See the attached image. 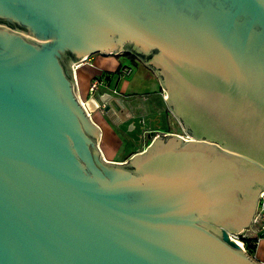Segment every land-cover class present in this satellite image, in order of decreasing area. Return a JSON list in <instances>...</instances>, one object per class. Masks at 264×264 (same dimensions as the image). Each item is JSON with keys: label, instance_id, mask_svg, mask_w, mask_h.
<instances>
[{"label": "water", "instance_id": "obj_1", "mask_svg": "<svg viewBox=\"0 0 264 264\" xmlns=\"http://www.w3.org/2000/svg\"><path fill=\"white\" fill-rule=\"evenodd\" d=\"M124 52L191 139L115 163L71 66ZM261 189L264 0H0V264H263L229 237Z\"/></svg>", "mask_w": 264, "mask_h": 264}, {"label": "rangeland", "instance_id": "obj_2", "mask_svg": "<svg viewBox=\"0 0 264 264\" xmlns=\"http://www.w3.org/2000/svg\"><path fill=\"white\" fill-rule=\"evenodd\" d=\"M109 56H111V58H115L116 60H118L120 64H125V65L127 64V66L125 67L133 68L132 74L124 78V80L128 82L132 81V79H135L136 86L135 88H131V89H133L136 92H132V93L140 94V98H143V97L145 98L147 96L148 97L153 96L154 94L156 93L159 94L160 92L164 96V89H161V86L158 85V79L156 78V75L153 73V71H151L153 75H151L150 72H146L147 70H146L144 63H141V62L139 63V61L136 58L134 60H130L129 58H125V56L119 55V54L116 56L114 55H109ZM84 68L87 69V67H84ZM145 72L149 75V77H151V79L153 78L155 80L157 79L156 82L154 83L152 80H148L147 74L145 75ZM142 76L144 77L142 78ZM116 80L117 79L113 81L114 84ZM85 89H86V85H84L82 90H85ZM153 101L159 102V99L156 97H153ZM134 103H135V107H138V105H136V102ZM141 106L143 107H138L136 110H140L143 112V110H145V105L141 103ZM164 107H165V117L161 116L162 118H157V113L154 114L153 112L154 110L157 109V107L155 109H152V106L150 107L149 105L148 108L146 106L147 110L151 112V115L147 114L145 116L144 122H142L141 119L137 115H134L135 117L127 118L124 116L125 112L121 111L120 115L125 123H123L121 126H118L117 122H115V120H112L107 115V113L102 110V106H98L97 107L98 111L97 112L94 111L92 113V119L98 120V118H101V117L102 118L104 117L106 119V123L101 121V123H103V127L107 130V131L105 130L101 136L100 147L103 151V154L112 160H118V159L128 160L134 153H136L139 150L144 149L146 146L149 145V142L151 141H149L148 138L146 137L145 131L150 128H157V131L163 130L165 132L169 131L170 133H177L189 139L191 136H189L188 133H185L182 125L178 121L175 114L169 110L165 100H164ZM140 111H136V113L138 114ZM165 118H166V121H164L165 124H163V126L161 127L160 125H158L159 127H157V124H158L157 122L162 123V120ZM134 124H135V130H132L131 126L133 125L134 127ZM141 124H144L142 125L143 128L139 127V125ZM105 134H107L108 138L109 137L110 138L109 140L105 139L103 141L102 139H104ZM97 142H99V140H97ZM103 142L106 145L107 144L109 145L103 148L102 147ZM253 254H254V251L252 252V255Z\"/></svg>", "mask_w": 264, "mask_h": 264}, {"label": "crops", "instance_id": "obj_3", "mask_svg": "<svg viewBox=\"0 0 264 264\" xmlns=\"http://www.w3.org/2000/svg\"><path fill=\"white\" fill-rule=\"evenodd\" d=\"M116 56V55H114ZM138 60V59H137ZM139 63H143L142 61L138 60ZM84 63L81 64L76 70H75V75H76V79L78 81V85H79V95H80V98L82 101H85L86 99H88V94H87V89H88V86L91 82V80L96 77V76H99V75H103L105 77V79L107 80L108 82V86L110 89H107V90H104V89H100L97 91V94L95 96H101L105 93H108L110 94L111 96L115 97V99L121 104V108L126 110V107L128 104H130V101H132V105L134 106V112H136V107H135V103L136 104H144L145 105V110H143V116L139 117L141 119L142 122H144L145 120V116L147 114H150L151 115V112H149L147 110V108L152 106V109H155L157 107L156 110H152L155 113H157V118H162L161 116H164L165 117V107H164V96L163 94L160 92L159 94H154L153 96H147V97H143V98H140V94H134L132 92H136L134 91L133 89L131 88H135L136 84H135V79H132V81H125L124 78H126L128 75H131L132 72H133V68L131 73L128 74V75H123L122 74V69L123 67L127 66V64H120L118 62V60H116L115 58H111V56H103V55H100V54H96V55H91L89 56L88 58H86L85 61H83ZM145 65V63H144ZM84 67H87L84 68ZM146 67V72H150L151 73V70L148 69V67L145 65ZM145 72V75L147 74ZM154 73V72H153ZM155 74V73H154ZM151 75H153L151 73ZM156 75V74H155ZM154 75V76H155ZM144 76H142L143 78ZM156 78L158 79V85L161 86V89H163L160 81H159V78L158 76H156ZM116 80L115 84L113 83V81ZM147 79L148 80H152L154 83L156 82V80L153 78L151 79V77H149V75L147 74ZM84 85H86V89L85 90H82V88L84 87ZM139 85V84H138ZM140 86V85H139ZM95 96L93 99H88L86 102H85V108L90 111V116H91V119H92V113L94 111H98L97 107L98 106H101L102 104H105L107 103V101H97L95 99ZM133 96V97H132ZM153 97H156L159 99V102H155L153 101ZM91 106V107H90ZM130 106V105H129ZM147 106V108H146ZM121 109L117 110L116 107H113L111 112L113 113V118L115 120V122H117V125L118 126H121L124 122V120L122 119L120 113ZM140 114V113H139ZM133 117V116H132ZM104 118V117H103ZM102 117L101 118H98V120H95V119H92V121L99 127L100 129V137H99V142L98 143V146L101 150V153H102V156L104 157L105 160L107 161H113L115 163H124L125 159H118V160H112L110 158H108L107 156H105L103 154V151L100 147V142H101V136L103 134V132L106 130L104 127H103V123H101V121L105 122L106 123V119L104 118L103 119ZM128 118V117H127ZM100 120V121H99ZM134 120V119H132ZM152 120V119H151ZM166 121V118L162 120V123L160 122H157V127H159L158 125L163 126V124H165ZM121 122V123H120ZM109 128V127H108ZM132 130H135V124H134V127H131ZM107 131V130H106ZM163 131V130H162ZM165 132V131H164ZM169 132V131H167ZM110 138V137H109ZM108 138V135L105 134L104 136V139H102L103 141L105 139L109 140ZM109 144H105L103 142L102 144V147L105 148L107 147ZM255 245V250H254V254L252 255L255 260L261 262V263H264V236L262 237H259L257 239V242Z\"/></svg>", "mask_w": 264, "mask_h": 264}, {"label": "built area", "instance_id": "obj_4", "mask_svg": "<svg viewBox=\"0 0 264 264\" xmlns=\"http://www.w3.org/2000/svg\"><path fill=\"white\" fill-rule=\"evenodd\" d=\"M83 63H84L83 61L75 62L72 64L71 67L73 70L75 93L78 96L80 104L82 105L84 110L90 115V111H88L85 108V105H84L85 102L88 99H93L94 96L97 94V91L100 90L101 88L104 90H107L110 88L108 86L107 80L105 79V77L103 75L96 76L91 80V82L88 86V89H87L88 99H86L85 101H82L80 98V95H79V85H78V81L76 79L75 70L77 69V67L80 64H83ZM130 73H131L130 67H124L122 69L123 75H128ZM104 105L105 104H102L101 106H104ZM182 137H183V135H182ZM183 139L189 140V139H191V137L189 139L183 137ZM251 236H257L258 238L264 236V189H261L258 191L254 211H253L249 226L246 229L239 230L235 233L229 231L230 239L237 242L242 247V249L245 251H246V249H245V242L244 241H245V239H247ZM256 242H257V240L254 241V244H256Z\"/></svg>", "mask_w": 264, "mask_h": 264}, {"label": "flooded vegetation", "instance_id": "obj_5", "mask_svg": "<svg viewBox=\"0 0 264 264\" xmlns=\"http://www.w3.org/2000/svg\"><path fill=\"white\" fill-rule=\"evenodd\" d=\"M131 54V53H130ZM119 55H122V53H120ZM133 55V54H132ZM136 59H138L139 60V58L137 57V56H135V55H133ZM140 97V96H139ZM130 105V106H129ZM136 105H138V107H143V106H141V104H136ZM103 107L104 106H102V110H103ZM134 106L132 105V101H130V104H128L127 105V107H126V110L124 109V116L125 117H135L134 115H137L138 117H141V115L143 114L142 113V111H140V110H136V111H140L138 114L136 113V112H134V108H133ZM138 107H136V109L138 108ZM121 110L123 111V109L121 108ZM120 110V111H121ZM104 111V110H103ZM104 112H106L107 113V115L112 119L113 117V113L110 111V110H107V111H104ZM112 120H114V119H112ZM142 125H144V124H141V125H139V127H141V128H143V126ZM131 127H133V125L131 126ZM150 132H153V134H151ZM157 132H159V131H157V128H150V129H148V130H146L145 131V133H146V137L148 138V140L149 141H152L153 140V137L157 134ZM162 132H164V131H162ZM150 143V142H149Z\"/></svg>", "mask_w": 264, "mask_h": 264}, {"label": "trees", "instance_id": "obj_6", "mask_svg": "<svg viewBox=\"0 0 264 264\" xmlns=\"http://www.w3.org/2000/svg\"><path fill=\"white\" fill-rule=\"evenodd\" d=\"M123 56H125V58H129L130 60H134L135 57L128 53V52H124L122 53ZM257 236H251L247 239H245V249L247 251V253H249L250 255H252V252L255 250V245H254V241L257 240Z\"/></svg>", "mask_w": 264, "mask_h": 264}, {"label": "bare ground", "instance_id": "obj_7", "mask_svg": "<svg viewBox=\"0 0 264 264\" xmlns=\"http://www.w3.org/2000/svg\"><path fill=\"white\" fill-rule=\"evenodd\" d=\"M85 60H86V59H85ZM85 60H84V61H85ZM80 65H81V64H80ZM80 65H79V66H80ZM79 66H78V67H79ZM78 67H77V68H78Z\"/></svg>", "mask_w": 264, "mask_h": 264}]
</instances>
